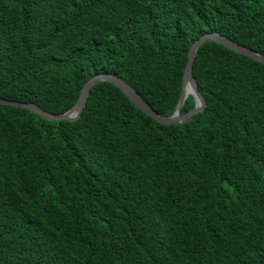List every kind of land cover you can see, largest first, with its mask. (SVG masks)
I'll list each match as a JSON object with an SVG mask.
<instances>
[{"label": "trees", "instance_id": "16d2710c", "mask_svg": "<svg viewBox=\"0 0 264 264\" xmlns=\"http://www.w3.org/2000/svg\"><path fill=\"white\" fill-rule=\"evenodd\" d=\"M209 31L264 55V0H0V97L108 72L169 116ZM192 76L183 122L107 80L0 103V264H264V62L205 40Z\"/></svg>", "mask_w": 264, "mask_h": 264}, {"label": "water", "instance_id": "95a60500", "mask_svg": "<svg viewBox=\"0 0 264 264\" xmlns=\"http://www.w3.org/2000/svg\"><path fill=\"white\" fill-rule=\"evenodd\" d=\"M205 40H215L218 41L225 46L244 54H247L259 61L264 62V55L259 54L257 51H254L234 40L231 38H228L227 36L221 34L218 31H209L204 32L201 36H199L197 39H195L189 49L187 54V60L184 67V73H183V84H182V91L180 98L178 100L177 106L174 110V112L169 116H163L159 113H157L149 104H147L143 98L129 85L127 84L123 79L120 77L108 73V72H100L89 79H87L79 92V95L77 97V100L75 103L66 111L61 113H51L46 110L41 109L39 106L32 102H23V101H17L12 99H5L0 97V103L8 104V105H14L19 107H25L29 110H32L41 116L53 120H60V119H68L73 120L77 118L80 114V111L82 110L83 106L85 105L89 89L93 84H95L97 81L100 80H107L118 86L129 98L132 99V101L141 108L144 112L149 114L150 116L154 117L156 120L163 122V123H172V122H183L188 120L193 113H195L198 110H201L205 105L204 97L201 95V93L198 90L197 84L195 82V79L192 76V61L195 56L196 50L199 47V45L205 41ZM185 83H189L191 86V92L190 94L194 97L195 104L194 106L189 109L188 111L184 113H180L181 105L183 104L185 98L187 95H184V85Z\"/></svg>", "mask_w": 264, "mask_h": 264}, {"label": "bare ground", "instance_id": "6f19581e", "mask_svg": "<svg viewBox=\"0 0 264 264\" xmlns=\"http://www.w3.org/2000/svg\"><path fill=\"white\" fill-rule=\"evenodd\" d=\"M191 86L189 83H185L184 85V95H188L191 92Z\"/></svg>", "mask_w": 264, "mask_h": 264}]
</instances>
